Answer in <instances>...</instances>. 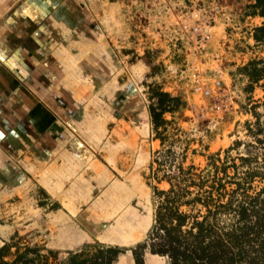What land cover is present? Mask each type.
Segmentation results:
<instances>
[{
    "label": "crops",
    "instance_id": "obj_1",
    "mask_svg": "<svg viewBox=\"0 0 264 264\" xmlns=\"http://www.w3.org/2000/svg\"><path fill=\"white\" fill-rule=\"evenodd\" d=\"M84 5L99 7L0 0V247L31 190L37 208L67 216L100 243L132 246L151 225L140 171L157 139L147 141V116L121 115L115 55L102 33L78 22ZM144 260L167 263L148 251ZM113 264H134L131 250Z\"/></svg>",
    "mask_w": 264,
    "mask_h": 264
},
{
    "label": "rangeland",
    "instance_id": "obj_2",
    "mask_svg": "<svg viewBox=\"0 0 264 264\" xmlns=\"http://www.w3.org/2000/svg\"><path fill=\"white\" fill-rule=\"evenodd\" d=\"M95 1L99 7H77L76 18L85 30L93 26L102 33L115 55L120 75V91L115 96L121 97V115L148 117L150 85L179 96L184 106L165 116L179 128L177 145L181 150L188 146L185 164L192 162L199 168L206 166L208 155L222 159L235 140L250 139L245 124L253 120L251 104L264 97V81L255 84L252 92L244 90L248 78L243 66L252 59L264 61V44L252 37L262 18L249 15L250 0ZM216 80L220 84L212 88ZM209 87L212 90L205 95L203 90ZM148 128L150 142L154 138L149 117ZM159 149L157 140L150 147L148 161L141 163L146 183H156L153 159ZM236 154L237 150L230 152ZM157 185L168 187L166 182ZM149 190L153 214L151 186ZM36 198V190H31L25 212L14 218L9 243L41 245L56 250L58 259H63L67 251L94 241L67 216L37 208ZM69 239L71 246L66 245ZM14 250L10 249L7 259Z\"/></svg>",
    "mask_w": 264,
    "mask_h": 264
},
{
    "label": "trees",
    "instance_id": "obj_3",
    "mask_svg": "<svg viewBox=\"0 0 264 264\" xmlns=\"http://www.w3.org/2000/svg\"><path fill=\"white\" fill-rule=\"evenodd\" d=\"M248 8L249 15L262 18L252 37L264 44V0H250ZM242 69L248 78L244 90L252 92L264 81V61L252 59ZM183 106L179 96L150 85V130L161 149L153 159L156 183L147 182L153 217L143 240L129 247L87 242L63 259L41 245L6 242L0 247V264H113L126 250L134 264H145L146 251L164 256L167 264H264V109L257 110L264 97L251 104L253 120L245 124L250 139L235 140L222 159L208 155L204 168L185 164L188 146L181 150L177 145L179 128L165 116ZM232 150L236 156L230 155ZM161 182L168 187L160 188ZM12 247L14 254L7 259Z\"/></svg>",
    "mask_w": 264,
    "mask_h": 264
},
{
    "label": "built area",
    "instance_id": "obj_4",
    "mask_svg": "<svg viewBox=\"0 0 264 264\" xmlns=\"http://www.w3.org/2000/svg\"><path fill=\"white\" fill-rule=\"evenodd\" d=\"M219 84H220V81H219V80L214 81V82H213V85H212V88H216V87H218ZM212 88H210V87H209V88H205V90H203V93H204L205 95H209L210 92H211V90H212Z\"/></svg>",
    "mask_w": 264,
    "mask_h": 264
}]
</instances>
